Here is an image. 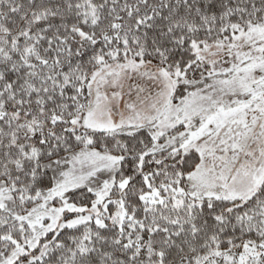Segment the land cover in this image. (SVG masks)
<instances>
[{
	"label": "snow or ice",
	"instance_id": "1",
	"mask_svg": "<svg viewBox=\"0 0 264 264\" xmlns=\"http://www.w3.org/2000/svg\"><path fill=\"white\" fill-rule=\"evenodd\" d=\"M0 264H264V0H0Z\"/></svg>",
	"mask_w": 264,
	"mask_h": 264
}]
</instances>
